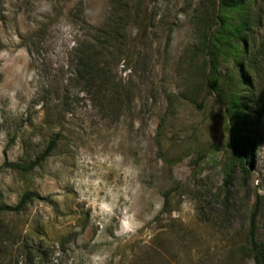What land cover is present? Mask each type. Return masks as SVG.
<instances>
[{"label":"rangeland","instance_id":"obj_1","mask_svg":"<svg viewBox=\"0 0 264 264\" xmlns=\"http://www.w3.org/2000/svg\"><path fill=\"white\" fill-rule=\"evenodd\" d=\"M245 1L250 69L230 54L214 77L224 94L248 80L249 173L229 160L226 103L207 84L218 15H239L220 0H0L1 202L41 197L0 213V264H253V215L264 247V0ZM52 139L34 171L2 168Z\"/></svg>","mask_w":264,"mask_h":264},{"label":"trees","instance_id":"obj_2","mask_svg":"<svg viewBox=\"0 0 264 264\" xmlns=\"http://www.w3.org/2000/svg\"><path fill=\"white\" fill-rule=\"evenodd\" d=\"M219 4L226 11L235 12L239 15L237 18L230 17L228 14L218 15V27L213 31L207 42L210 57L209 64L211 65V73L213 75L207 84L217 94V97L221 100L224 99V103H226L225 112L230 120L228 127L230 132L228 148L232 151V158H229V160L232 159L231 164L239 163L241 169L245 173H249L246 164L253 161L255 144L252 142V137L247 134L242 121L243 115L247 113L249 108L246 99L249 88L248 80L244 73H241L237 81L229 83V89L224 94L222 93V87L214 77V73L217 70L220 58H225L230 54L233 55L240 69L242 68L244 72L250 69L248 65V55L251 45L249 38L251 30L250 18L244 12L246 9L245 0H220ZM110 36L116 35L111 33ZM241 89L242 91H239ZM56 143L57 141L52 139L45 150L33 161L26 164L6 162L2 168L19 173H30L48 159L55 149ZM229 166L230 168L237 167L236 165ZM40 199L41 197L36 195V193L29 192L23 194L15 206H10L2 203L0 196V213L5 215L22 213L30 203ZM256 229V215H253L251 219V234L248 237L250 245L248 250L252 254L253 264H264V247L255 236Z\"/></svg>","mask_w":264,"mask_h":264}]
</instances>
